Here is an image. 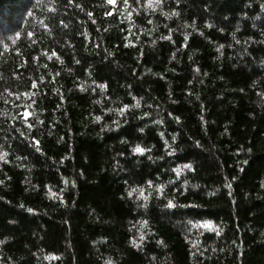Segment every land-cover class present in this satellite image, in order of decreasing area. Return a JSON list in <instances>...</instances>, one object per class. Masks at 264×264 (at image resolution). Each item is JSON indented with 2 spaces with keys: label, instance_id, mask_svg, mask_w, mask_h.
<instances>
[{
  "label": "trees",
  "instance_id": "16d2710c",
  "mask_svg": "<svg viewBox=\"0 0 264 264\" xmlns=\"http://www.w3.org/2000/svg\"><path fill=\"white\" fill-rule=\"evenodd\" d=\"M262 183L264 0H0V264H264Z\"/></svg>",
  "mask_w": 264,
  "mask_h": 264
},
{
  "label": "snow or ice",
  "instance_id": "6c2138e0",
  "mask_svg": "<svg viewBox=\"0 0 264 264\" xmlns=\"http://www.w3.org/2000/svg\"><path fill=\"white\" fill-rule=\"evenodd\" d=\"M69 2L71 3V0H69ZM109 2H111V0H109ZM125 4H127V0H125ZM89 15H91V13H89ZM52 55L54 56V55H56V54L53 52ZM33 86H35V85H33ZM101 87H103V85H101ZM125 107H127V106H125ZM121 111H123V109H121ZM27 115H28V113L25 112V116H27ZM96 119L99 120L100 118H99V117H96ZM34 143L38 144L39 142H38V141H34ZM165 146H167V145H165ZM36 151H37V152L40 151L39 147L36 148ZM143 151H144V149H142V148L139 147V146H136V147L133 149V152H135V153H143ZM183 167H184V168H187V169H191V165H190V164H185V165H183ZM174 171H176V170L174 169ZM261 187H264V183L261 184ZM158 191H159V189H158ZM129 195H131V193H129ZM145 199H147V197H145ZM141 206H142V205H141ZM174 206H175V205L172 203V201H168V203L166 204V207H167V208H172V207H174ZM28 211L31 212L32 210H31V209H28ZM143 238H144L143 236L140 237L141 240H142ZM157 243H160V241H157ZM133 246H135V242H133Z\"/></svg>",
  "mask_w": 264,
  "mask_h": 264
}]
</instances>
